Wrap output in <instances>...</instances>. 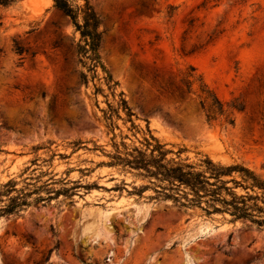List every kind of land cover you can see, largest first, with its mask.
Segmentation results:
<instances>
[{"label": "rangeland", "instance_id": "rangeland-1", "mask_svg": "<svg viewBox=\"0 0 264 264\" xmlns=\"http://www.w3.org/2000/svg\"><path fill=\"white\" fill-rule=\"evenodd\" d=\"M87 1L107 73L95 79L52 0L0 7V185L14 181L11 196L29 204L0 217V264H264V232L108 166L114 145L142 147L148 129L166 159L208 157L264 179V0ZM201 84L223 104L214 121ZM121 98L131 121L121 108L107 121Z\"/></svg>", "mask_w": 264, "mask_h": 264}, {"label": "trees", "instance_id": "trees-1", "mask_svg": "<svg viewBox=\"0 0 264 264\" xmlns=\"http://www.w3.org/2000/svg\"><path fill=\"white\" fill-rule=\"evenodd\" d=\"M18 1L20 0H0V7H8ZM52 2L53 6L69 19L74 31L79 34L77 44L79 63L91 73V79L97 77L98 68L107 74L97 52L102 32L89 2L84 0L81 6L73 5L72 0ZM14 51L18 55L26 52L18 43H14ZM189 71L185 81L187 90H190L192 83L196 81L191 73L194 69L189 67ZM80 77L81 82L87 84V75L81 72ZM110 81V76L106 75L105 82L109 85ZM115 85L116 83L112 87ZM109 87L112 88L110 85ZM99 91L96 89V92ZM199 91V104L206 120L214 121L216 117L223 115V104L215 95L203 84ZM119 108L125 112L128 121H131V113L122 98L119 100L118 108L114 109L108 105V110L104 113L105 119L112 121L113 116L119 117ZM234 108L242 110L241 107ZM229 123L232 124L233 120ZM110 126L113 127V122ZM141 144L142 147L128 148L121 143L122 151L114 145L115 151L109 156L112 161L108 166L119 167L129 173L135 172L137 176L148 180L157 195L173 201L180 207H198L207 215L228 216L229 223L241 221L247 229L264 232V179L259 178L253 171L241 164H222L208 157H204L197 164L166 159L170 152L164 149V145L160 144L148 129ZM14 187L15 182L12 180L0 185V217L16 214L29 205L25 199L28 194L18 191V195L11 196L13 192H17ZM4 197L6 199H3Z\"/></svg>", "mask_w": 264, "mask_h": 264}]
</instances>
